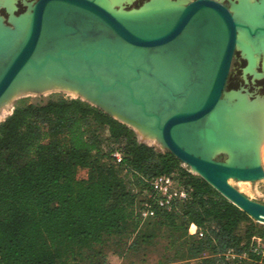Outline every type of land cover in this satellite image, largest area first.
<instances>
[{
	"label": "water",
	"instance_id": "obj_1",
	"mask_svg": "<svg viewBox=\"0 0 264 264\" xmlns=\"http://www.w3.org/2000/svg\"><path fill=\"white\" fill-rule=\"evenodd\" d=\"M22 3V31L0 15V99L26 72L56 65L95 99L82 100L135 132H156L163 148L264 224V204L230 183L259 181L264 168L258 147L225 121L233 106L224 98L239 30L261 39L264 13L254 27L213 0L135 14L98 0ZM221 155L226 160H217Z\"/></svg>",
	"mask_w": 264,
	"mask_h": 264
},
{
	"label": "trees",
	"instance_id": "obj_2",
	"mask_svg": "<svg viewBox=\"0 0 264 264\" xmlns=\"http://www.w3.org/2000/svg\"><path fill=\"white\" fill-rule=\"evenodd\" d=\"M102 131L116 147L108 154ZM115 151L122 153L120 164ZM171 174L191 189L190 199L150 220L182 228L185 236L192 224L204 231V238L186 243L191 257L218 256L252 247L255 236L264 239L263 227L172 153L139 143L131 128L102 110L79 99L16 107L0 124V264H81L111 237L129 226L135 231L146 181ZM240 264H264V256L250 254Z\"/></svg>",
	"mask_w": 264,
	"mask_h": 264
},
{
	"label": "rangeland",
	"instance_id": "obj_3",
	"mask_svg": "<svg viewBox=\"0 0 264 264\" xmlns=\"http://www.w3.org/2000/svg\"><path fill=\"white\" fill-rule=\"evenodd\" d=\"M17 1L18 0H10V2L13 3L14 8H15V11H14L15 16H18L16 15L18 6H19V11L17 14H21L26 10V7L23 5L22 0H19V4ZM23 1L27 3V2H35L38 0H26V1L23 0ZM218 1L222 3L223 5H226V4L229 5L231 10L233 11L234 16L239 19H242L238 16V13H239L238 10L241 7L247 4L248 5V7H246V10H247V8L251 9L254 6L256 9H258L259 18L256 23H251L249 21L247 22L254 27L262 23L261 16H262V13H264V0H261V1H258V0H250V1L249 0H218ZM109 2H111V0ZM155 2H171V3L174 2L173 4L179 7H183L187 5L190 2V0H160V1L159 0L157 1L156 0H127V1H124L122 4L121 3L116 4V3L111 2V5L114 6L115 4L113 9H115L116 11L135 13L140 10H143L144 8L145 9L148 8ZM99 3L104 5L103 0H100ZM241 4L243 6H241ZM109 8L112 10L111 7ZM237 11L238 13H236ZM8 14L9 12L5 7H0V15L5 19V23L9 25ZM241 32L245 35V40L248 44L255 42L252 45L250 44V47H251L250 50L254 51L253 52L254 55L252 56L250 54V51L247 53V51H245V49L241 45L239 44L237 45L235 58L232 63V67L230 69V73L227 79V83L225 87L226 92L224 96L228 97L231 94H235V93L239 95L241 94L247 97V100L250 102V104H254V101L256 102L258 97L264 99V75L262 71V68H264V51L253 49L252 47L253 45H256L257 48L258 47L260 48L261 44L264 43V36L260 37L261 39L251 38L246 33V31H241ZM249 54L251 55V57ZM92 71L94 73H97V72L100 73V71H97V72L96 70H92ZM82 98H83L82 96H71L63 92L36 94L34 96H19L18 98L15 99V101L12 104V107L8 110L7 114L2 119H0V124L3 123L8 117H10L13 114L15 108L19 106H26L30 104L43 105V104H46L50 100H58V99H66V100L79 99L85 103H88L87 101L82 100ZM83 99H86V98L84 97ZM234 101L238 102V100L232 99L233 103ZM246 128H248L247 131H249L250 127H246ZM135 133H136L139 143H143L150 147H153L155 151L157 152H161V153L168 152L165 148H163L162 145H164V143L159 137H157L156 140H155V137L153 139V136H155V133L152 132L151 133L152 138L151 136H148L150 137L149 139L146 137H141L143 135H139L137 131ZM254 135L256 137L258 136L256 134ZM100 136H101V139L103 140L102 149L104 153L108 154L112 151V149L116 148L115 146L111 144V142L107 140L108 139L107 131H102ZM258 138L260 139V136ZM151 139H153L155 142L152 141ZM258 143H261L259 147H260L261 163L264 168V138L262 141ZM255 144L256 143H254L253 141V145ZM226 158H227L226 155H221L217 157V160L224 161L226 160ZM107 159L108 160H106V163L111 164L112 162L110 161V159L109 158ZM182 167L184 169H188L190 173H192L193 175L198 176V174H196L195 172L194 174L192 172V169H190V167L184 165L183 163H182ZM231 184L235 188H237L241 193H243L248 198H250L251 200L264 204V178L256 182L231 181ZM251 220L254 224L259 225L264 228V224L258 223L256 220L252 218ZM248 227H249V223L247 222L243 223L240 226V228L237 230V233L240 236H245ZM191 231L194 232L195 228L192 227ZM198 231H200L202 235H191L188 229V232L185 236L184 230L182 228L173 229L167 226H158L157 224L154 223V221H151V220L146 221V222L141 221L138 224V227L135 231H134L133 226H129L125 230V232H123L121 235H116V236L111 237L103 246H97L95 248L96 252L93 251V254L89 253L92 255L91 257L88 256L89 254L88 255L86 254L87 258H85V260L81 264H203L204 260L210 259L213 257L215 259H222L221 262L219 260L218 262H216V264H230L231 261H233V258L228 256L229 250L223 254H218V256H213L210 252H205L200 257H197V258L191 257L188 251L190 244L188 245L186 243L188 241L189 243H191V240H193L192 238L194 237H196L197 239H202L205 237L204 231L199 230V229ZM257 237L258 236H255L253 239H255L256 241ZM250 249L251 247H248L246 249H236V250L232 249L235 255V258H234L235 263L240 264V263L249 261Z\"/></svg>",
	"mask_w": 264,
	"mask_h": 264
},
{
	"label": "bare ground",
	"instance_id": "obj_4",
	"mask_svg": "<svg viewBox=\"0 0 264 264\" xmlns=\"http://www.w3.org/2000/svg\"><path fill=\"white\" fill-rule=\"evenodd\" d=\"M109 1L103 0L104 5H102L101 3L100 4L104 7H107V8L111 7L112 10L116 11L115 9H113L115 4H114V6L111 5V2H113V1H111V2H109ZM117 1L121 2L119 0H117ZM98 2H100V0H98ZM173 3H171V2H155L151 6H149L148 8H146V9L144 8L143 10H140L141 12L138 11L135 13H142V12H147V11H156L159 9H170V8L179 7ZM0 5L4 6L8 10L10 17H11V20L14 22V24H16L18 29L20 31H22L25 28L26 23L28 22V17L26 15H22V16H18V17L15 16V14H14L15 8H14L13 3L10 2V0H0ZM246 5L247 4H245V6H243L241 4V6H243V7H241L238 10L239 13H238V11L236 13H238V16L240 18H242L241 20L249 21L251 23H256L258 18H259L258 17V9H256L254 6L253 7L251 6L252 7L251 9L247 8V10H246V7H248V5L247 6ZM238 6H240V5H238ZM249 6H250V4H249ZM236 9H238V8H236ZM117 12L124 13V14H135V13H130V12H122V11H117ZM241 31H244V30H239L238 44L241 45L245 49V51H247V53L250 51V54L253 56L254 51L250 50V48H251L250 44L252 45L255 42L248 44L245 40V35ZM252 48L258 49L260 51H264V43L261 44L260 48L259 47L257 48L256 45H253ZM251 55H250V57H251ZM88 87H89V89H91L90 85ZM51 92H63V93H66L68 95H71V96H82L83 98L85 97L86 99H90L91 101H95V99L93 97H91V94H90L91 92H89L88 90L80 89V87L76 84H73L72 81H67V79L64 77V73H62L57 68L56 65H51V66L43 69L42 72H40L39 70L38 71H33V70L28 71L25 74H23L21 77H19L13 83V85L7 91V93L0 99V119H2L7 114L8 110L12 107V104L15 101V99L18 98L19 96H34L36 94H48ZM224 98L226 100L228 99L227 101H229L230 103L232 102V99L238 100V102L234 101V103L232 102L233 104L231 103V105L233 107H232V110L230 112H225V117H226L225 121L232 126L233 132H235L237 137H239L240 139L241 138L242 139L248 138V140H250L249 143H251L252 146H253V141H254V143L257 144V147L259 149V154H260L259 145H261V143H258V142L262 141L264 138V99L258 97L257 101L256 102L254 101V104H250V102L247 100V97L243 96L241 94L239 95V94L235 93V94H231L228 97L224 96ZM115 116L118 117L119 119H122V116L119 115L118 113L115 114ZM247 125H249V126H247ZM246 127H250L249 131H247L248 128H246ZM134 128L139 133V135H143L141 137H146L149 139L150 137H148V136H151V133L153 132V133H155V136H153V139L155 137V140H156V138L159 137L162 140V138L156 132L147 129L146 127L134 126ZM145 131H147L149 133H147ZM254 134H256L258 136L256 137ZM252 136H254V137H252ZM259 136H260V139L258 138ZM151 138H152V136H151ZM153 139H151V140L154 141ZM162 142H163V140H162ZM158 143H160V142H158ZM162 146L164 147L165 144ZM222 150L223 149H218L219 152H221ZM192 171L195 172L196 174H199L194 169H192ZM231 181H234V180H230V183H231Z\"/></svg>",
	"mask_w": 264,
	"mask_h": 264
},
{
	"label": "built area",
	"instance_id": "obj_5",
	"mask_svg": "<svg viewBox=\"0 0 264 264\" xmlns=\"http://www.w3.org/2000/svg\"><path fill=\"white\" fill-rule=\"evenodd\" d=\"M112 157L116 164L122 162V153L115 151ZM149 188L144 190L140 197V207L138 217L142 222L153 219L158 211L172 212L179 203L188 201L191 195V189L184 186L175 174L162 175L146 181ZM192 224L189 228L191 235H202L195 225V231L192 232ZM250 254L264 256V239L257 238L255 244L249 251ZM228 256L233 258L230 264H236L233 250L228 251Z\"/></svg>",
	"mask_w": 264,
	"mask_h": 264
},
{
	"label": "flooded vegetation",
	"instance_id": "obj_6",
	"mask_svg": "<svg viewBox=\"0 0 264 264\" xmlns=\"http://www.w3.org/2000/svg\"><path fill=\"white\" fill-rule=\"evenodd\" d=\"M111 1H113V3L115 2V3H123L124 1H126V0H119V1H121V2H118L117 0H111ZM157 1V0H156ZM195 1H198V0H190V2L188 3V4H190V3H193V2H195ZM213 1H215V2H217V3H220L218 0H213ZM258 1H261V0H258ZM187 4V5H188ZM220 4H222V3H220ZM223 5V4H222ZM223 6H225V7H227V9L228 10H231V8H230V6L229 5H223ZM235 53H236V51L234 52V56H233V60H232V63H233V61H234V58H235ZM231 67H232V65H231ZM257 70H258V68H257ZM262 71H263V75H264V68H262Z\"/></svg>",
	"mask_w": 264,
	"mask_h": 264
},
{
	"label": "crops",
	"instance_id": "obj_7",
	"mask_svg": "<svg viewBox=\"0 0 264 264\" xmlns=\"http://www.w3.org/2000/svg\"><path fill=\"white\" fill-rule=\"evenodd\" d=\"M0 7H4V6H1V5H0ZM17 17H18V16H17ZM194 227H195V225H194ZM194 227H193V228H194Z\"/></svg>",
	"mask_w": 264,
	"mask_h": 264
}]
</instances>
